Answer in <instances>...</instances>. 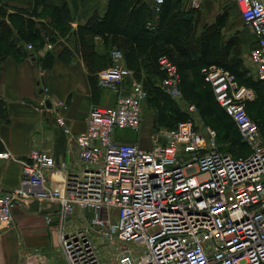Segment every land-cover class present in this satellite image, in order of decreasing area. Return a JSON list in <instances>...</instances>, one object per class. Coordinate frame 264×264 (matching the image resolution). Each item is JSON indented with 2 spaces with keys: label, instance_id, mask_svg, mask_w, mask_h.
Instances as JSON below:
<instances>
[{
  "label": "built area",
  "instance_id": "built-area-1",
  "mask_svg": "<svg viewBox=\"0 0 264 264\" xmlns=\"http://www.w3.org/2000/svg\"><path fill=\"white\" fill-rule=\"evenodd\" d=\"M163 2L154 0L156 13ZM187 2L192 9L202 4ZM234 2L243 25L255 36L249 61L264 85V0ZM110 63L96 74V85L115 95V105L92 108L85 131L74 137L80 171L68 175L61 189L48 187L47 173L65 164L32 150L22 163L19 188L0 194V232L13 225L15 206L48 201L57 204V212L45 219L51 223L54 216L57 222L56 252L65 264H264V145L246 110L253 92L223 68L200 69L216 103L248 146L247 155L219 151L215 130L199 129L193 105H188L191 118L152 134L151 147L144 150L119 144L115 136L139 130L147 92L123 65L120 50H111ZM159 66L164 91L179 97L175 66L165 57ZM126 81L128 93L122 89ZM55 123L69 134L62 118ZM71 218H80L83 225L71 227ZM23 260L52 264L37 249L26 252Z\"/></svg>",
  "mask_w": 264,
  "mask_h": 264
},
{
  "label": "crops",
  "instance_id": "crops-1",
  "mask_svg": "<svg viewBox=\"0 0 264 264\" xmlns=\"http://www.w3.org/2000/svg\"><path fill=\"white\" fill-rule=\"evenodd\" d=\"M110 1L43 0L37 8L39 17L36 19V26L44 40L53 39L52 42H48L50 48L46 50L56 55L52 67L50 69L39 67L38 56L32 50H29L30 57L22 61L17 62L8 57L3 62L0 69V101L3 103L7 121L0 120V154H7L8 157L0 158V194L19 188L22 163L28 160L32 150L47 152L57 164H65L64 168H58L55 173H47L48 187L61 189L68 175L80 171L74 137L85 131L86 120L92 108L114 107L116 97L113 93L99 88L96 80L92 83L89 79L108 65L110 46L103 44L99 37H94L92 39L94 48L88 50L82 48V35L79 30L93 14L102 17ZM185 1L188 4L187 0H172L179 6L174 11L176 15L184 10L180 5ZM6 4L9 7L31 11L35 7V0H6ZM53 6L66 8L70 19L51 24L52 17L48 7ZM236 9L239 12L237 5ZM203 12L205 11H201L199 15L198 26L203 25L205 28L214 23L218 12L210 14V17L209 13ZM233 13L231 10L230 16ZM154 14L156 20L157 13L154 11ZM226 19L228 26V21L232 18L228 16ZM224 27L225 25L222 29ZM201 32V28L195 29L196 35ZM250 34L254 41L251 52L256 45V39L251 31ZM221 44L224 46L225 41ZM240 44L242 45V42H237V51L241 50L239 57H242L246 52V46L240 47ZM65 48L71 53L68 64L57 58ZM86 61H91L95 66L93 72L87 68ZM123 65L126 66L124 58ZM141 77H144L143 72ZM128 88L129 84L126 81L122 89L128 93ZM59 103L63 105L60 106ZM56 118L63 119L69 134H65L56 125ZM140 128L137 133L116 132L115 141L119 144L137 145L144 150L150 149L148 133L141 131ZM48 213L55 214L38 210L35 200H26L22 205L13 208V225L8 230L0 232V264H24L23 255L36 249L54 263L51 256L57 253V222L53 216L52 222L47 223L45 218Z\"/></svg>",
  "mask_w": 264,
  "mask_h": 264
},
{
  "label": "trees",
  "instance_id": "trees-1",
  "mask_svg": "<svg viewBox=\"0 0 264 264\" xmlns=\"http://www.w3.org/2000/svg\"><path fill=\"white\" fill-rule=\"evenodd\" d=\"M42 1L35 0L34 9L28 11L22 8L9 7L6 4V0H0V69L8 57L15 59L17 62L30 57L31 51L27 49L29 45L35 55L38 56L37 65L39 67L42 69H50L52 67L56 59V55L53 52L48 51L43 56L39 55L45 45L53 41L52 38H49L48 41L44 40L36 26V19L38 20L39 17L37 8ZM150 1L111 0L107 6L106 13L102 17L96 13L93 14L82 29L79 30L81 32L80 35H82V48L85 47L87 50L94 48L92 39L99 37L103 44L110 46V51L108 52L109 63L104 68L111 64V50L118 49L122 52L127 66L125 67L132 72L134 80L143 85L144 81L141 77V72H143L144 80L153 79L154 82L159 81L164 93L166 92L162 87V81L165 78V74L160 70L159 59L165 57L175 66L180 78L181 97L188 104L199 107L200 115L209 119V122H213L212 109L208 108L206 101L198 92V83L193 80L191 73L197 65H215L229 71L235 77L238 85V80H244V83L247 84L248 79L244 78L247 70L243 69L241 60H239V52L241 50L237 51L232 45V41L229 40L226 41L224 46L221 44L222 22L206 27L196 36L195 29L191 28L190 23L198 10L189 9L181 20H175L174 16L176 14L174 11L179 6L173 3L172 0H164L155 20V14L152 9L153 0ZM48 9L52 17L51 24L70 19L64 7L53 6L48 7ZM153 21H155L154 24ZM168 27L170 34L166 36L165 30ZM235 42L241 41L235 40ZM70 57L71 53L65 48L57 58L68 64ZM85 63H87V68L93 72L95 67L93 63L91 61H86ZM200 77L203 81L201 74ZM89 79L90 82L94 83L96 76H90ZM256 80L253 87L259 85L264 88V85L257 78ZM204 84L211 90L209 85L205 82ZM248 85L250 86V84ZM143 87L145 89L144 85ZM146 92L148 94V90ZM216 105L218 104L216 103ZM222 112L224 113L223 110ZM247 113L249 114L248 110ZM224 115L230 120L238 139L245 145L233 121L225 113ZM0 120L7 121V115L1 101ZM216 120L217 118H215ZM232 156L235 157V155Z\"/></svg>",
  "mask_w": 264,
  "mask_h": 264
},
{
  "label": "rangeland",
  "instance_id": "rangeland-1",
  "mask_svg": "<svg viewBox=\"0 0 264 264\" xmlns=\"http://www.w3.org/2000/svg\"><path fill=\"white\" fill-rule=\"evenodd\" d=\"M147 2H151L147 0ZM202 6L197 9L198 11L194 14L190 26L192 29H200L203 31L205 28L203 25L198 26L199 15L201 11L203 13L214 14L218 12L216 19L213 24L223 23L225 27L221 29V42L232 41V45L237 50V42L235 40H240L242 45L246 46V52L240 57L243 69L247 70V73L244 75V78L248 79V83H244V80H238L239 85L247 87L253 92L254 98L252 101L246 102V108L249 112V115L256 122L259 127V133L262 138V143L264 145V88L262 86H257L255 84L256 77L254 72V67L248 59L250 49L252 47L253 37L250 34L248 28H246L239 16V12L236 9L234 0H202ZM185 3V4H184ZM181 3L180 6L183 7V11L174 16L175 20H181L183 15L189 10L192 9L186 4V1ZM152 4V3H151ZM231 10L234 11L233 15L230 16ZM237 10V11H236ZM231 17L229 25H226V17ZM215 33V32H214ZM166 36L170 34L169 27L165 30ZM199 35V33L197 34ZM196 35V36H197ZM215 37V36H213ZM232 39V40H230ZM245 42V43H244ZM240 43V42H239ZM247 53V54H246ZM204 66L197 65L193 72L191 73L193 80H195L198 86V92L202 95L203 99L206 101L208 108L212 109V119L213 122H209V119L202 117L200 115V109L196 105H193L196 108V115H194L195 122L197 123L199 129L203 130L205 127L213 128L218 134L217 137V146L219 151L229 152L232 155L238 156L248 153V146L242 144L238 139L236 132L233 130V126L230 123V120L224 115L222 110L216 105L214 98L212 96L211 90L207 87L204 82L201 80L199 69ZM230 70V69H229ZM143 85L145 89L148 90L145 101L142 105V123L140 130L148 133L150 138L151 134H155L157 131L173 128L178 122L184 119L191 118V113L188 111V102L184 100L181 96L177 98H172L168 94L164 93L161 89L160 82H154L153 79L142 78ZM250 84V86L248 85ZM193 115V114H192ZM215 118L217 120L215 121ZM139 132L136 131L135 133ZM148 141V148L151 146V140ZM237 142V143H236ZM71 227H80L83 225V222L80 218H71L70 220ZM131 249L136 247L127 244ZM101 250L103 247L101 246ZM54 260L52 264H65L61 255L55 253L51 256Z\"/></svg>",
  "mask_w": 264,
  "mask_h": 264
},
{
  "label": "water",
  "instance_id": "water-1",
  "mask_svg": "<svg viewBox=\"0 0 264 264\" xmlns=\"http://www.w3.org/2000/svg\"><path fill=\"white\" fill-rule=\"evenodd\" d=\"M45 52H46V49H44L41 54ZM35 202L37 204L38 210L42 212H53V213L57 212V204L55 202H48V201L38 202L36 200Z\"/></svg>",
  "mask_w": 264,
  "mask_h": 264
}]
</instances>
